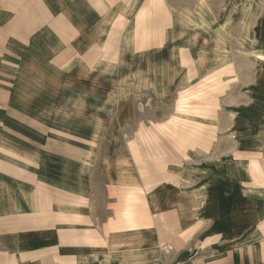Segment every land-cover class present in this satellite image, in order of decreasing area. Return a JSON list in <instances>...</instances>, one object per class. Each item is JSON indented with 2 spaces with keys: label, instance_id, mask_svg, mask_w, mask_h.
<instances>
[{
  "label": "crops",
  "instance_id": "obj_1",
  "mask_svg": "<svg viewBox=\"0 0 264 264\" xmlns=\"http://www.w3.org/2000/svg\"><path fill=\"white\" fill-rule=\"evenodd\" d=\"M209 88L203 154H102ZM0 264H264V0H0Z\"/></svg>",
  "mask_w": 264,
  "mask_h": 264
},
{
  "label": "rangeland",
  "instance_id": "obj_2",
  "mask_svg": "<svg viewBox=\"0 0 264 264\" xmlns=\"http://www.w3.org/2000/svg\"><path fill=\"white\" fill-rule=\"evenodd\" d=\"M185 1L192 3L193 0ZM212 1H215L216 3L223 2V0H211V3ZM230 10L229 7L221 9V22L227 20ZM181 14L186 16L187 12L183 10L180 15ZM175 17L176 15L174 14L173 20ZM158 20L163 23L164 16L158 17ZM171 52L173 57L178 59L174 64L179 70L178 74L182 72L185 65H188V67L191 68V63H187V61L183 60L184 55L182 56L178 47L175 48V46H172ZM227 76L228 72L226 71L223 72L219 78H227ZM191 77L194 78V74ZM182 90L183 89H180L179 92L173 93L169 100L172 101L170 104H165L159 100L154 101L152 98L150 100L146 96H142L141 107L145 109L146 112L149 111L151 114L153 113V115H156L158 119L148 121L150 123L146 124V126L150 129L143 131V133L137 137L119 135H105L100 137L102 154L116 155L117 153H124L131 156L132 152L136 160L140 161L139 163L142 165V175L151 173L152 171L155 172L165 169L166 160H170L172 163L181 164V161L192 160L196 156L203 154L202 151L196 150L199 146V142H201L197 136V123L195 120H186V118L197 115V97H210L206 92L207 90L211 91L212 88L200 89L199 93L196 89H192V92L187 93L185 91L184 94H181L180 92ZM165 112H172L173 118L167 121L164 120ZM205 133V135H207V132ZM202 134L203 132L201 131V137ZM133 138L137 139V145L131 144ZM199 147L204 149L207 148V146ZM189 149L192 151H189ZM128 202H131V200H126L125 204L128 205Z\"/></svg>",
  "mask_w": 264,
  "mask_h": 264
}]
</instances>
